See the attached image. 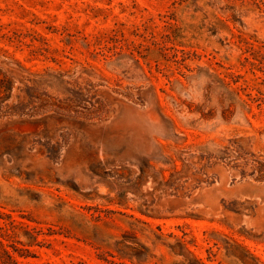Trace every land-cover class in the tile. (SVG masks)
<instances>
[{
  "label": "rangeland",
  "instance_id": "obj_1",
  "mask_svg": "<svg viewBox=\"0 0 264 264\" xmlns=\"http://www.w3.org/2000/svg\"><path fill=\"white\" fill-rule=\"evenodd\" d=\"M0 253L264 264V0H0Z\"/></svg>",
  "mask_w": 264,
  "mask_h": 264
},
{
  "label": "trees",
  "instance_id": "obj_2",
  "mask_svg": "<svg viewBox=\"0 0 264 264\" xmlns=\"http://www.w3.org/2000/svg\"><path fill=\"white\" fill-rule=\"evenodd\" d=\"M4 255H6V253H0V264H7V263H5L4 261H3V257H4ZM9 257V259H11V257L10 256H8ZM11 264H16V262L12 259V263Z\"/></svg>",
  "mask_w": 264,
  "mask_h": 264
}]
</instances>
